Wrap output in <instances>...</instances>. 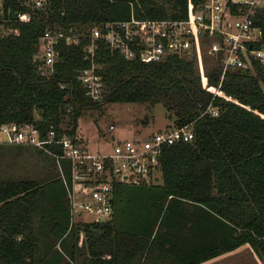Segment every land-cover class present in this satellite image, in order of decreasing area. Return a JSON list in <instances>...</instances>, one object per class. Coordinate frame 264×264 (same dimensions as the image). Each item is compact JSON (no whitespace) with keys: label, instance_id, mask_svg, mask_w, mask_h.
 I'll return each instance as SVG.
<instances>
[{"label":"trees","instance_id":"obj_1","mask_svg":"<svg viewBox=\"0 0 264 264\" xmlns=\"http://www.w3.org/2000/svg\"><path fill=\"white\" fill-rule=\"evenodd\" d=\"M200 0H55L0 37V124L32 122L46 133L77 136L85 107L107 101L161 102L175 125L192 122L194 137L167 143L163 181L113 182L114 213L106 221L74 220L62 170L15 176L10 159L25 143L0 142V264H199L244 243L264 257V62L200 72L194 58H128L100 43L104 94L93 98L79 78L89 64L80 44L60 43L51 73L40 70L39 37L47 28H91L132 14L188 18ZM13 11L28 10L5 0ZM264 45V7L254 16ZM207 49V48H206ZM69 83V85H67ZM218 110L212 113L210 105ZM84 141V140H83ZM32 144V143H27ZM51 148L59 146L49 144ZM60 167V166H59Z\"/></svg>","mask_w":264,"mask_h":264},{"label":"built area","instance_id":"obj_2","mask_svg":"<svg viewBox=\"0 0 264 264\" xmlns=\"http://www.w3.org/2000/svg\"><path fill=\"white\" fill-rule=\"evenodd\" d=\"M54 1L17 0L28 10L13 11L5 6V0H0V37L13 32L11 22L29 21L34 11L50 9ZM263 7L264 0H200L188 18H146L132 14L89 29L47 28L39 37L40 70L43 74L54 70L60 43L80 44L89 64L80 68L79 78L88 95L101 98L104 81L96 61L100 43H107L128 58L139 57L144 61H160L171 55L194 58L207 45L208 51L220 59L222 81L230 68L253 67V56L264 62V45L253 46L261 39L254 16ZM208 109L218 114L211 103ZM114 127L111 123L110 128ZM193 137V123L189 122L158 129L146 139L115 137L110 148L94 149L77 136L59 134L55 123L50 124L45 134L32 122L11 120L0 124V142L32 143L69 162V175L63 170L62 175L74 220L111 219L113 182H162L163 146ZM51 143L59 147L51 148ZM59 166L62 168L61 163Z\"/></svg>","mask_w":264,"mask_h":264},{"label":"rangeland","instance_id":"obj_3","mask_svg":"<svg viewBox=\"0 0 264 264\" xmlns=\"http://www.w3.org/2000/svg\"><path fill=\"white\" fill-rule=\"evenodd\" d=\"M206 48L207 45L194 57L200 72L220 62L219 57ZM175 117L161 102L107 101L99 107L83 108L78 134L91 148H110L115 137L146 139L158 129L175 125ZM111 123L115 125L112 129ZM21 148L22 151L10 159L9 168L15 176H41L47 169L59 172V165L48 152L27 143ZM199 264H264V257L258 255L250 243H244Z\"/></svg>","mask_w":264,"mask_h":264},{"label":"water","instance_id":"obj_4","mask_svg":"<svg viewBox=\"0 0 264 264\" xmlns=\"http://www.w3.org/2000/svg\"><path fill=\"white\" fill-rule=\"evenodd\" d=\"M9 33V32H8ZM67 85H69V83H67Z\"/></svg>","mask_w":264,"mask_h":264},{"label":"crops","instance_id":"obj_5","mask_svg":"<svg viewBox=\"0 0 264 264\" xmlns=\"http://www.w3.org/2000/svg\"><path fill=\"white\" fill-rule=\"evenodd\" d=\"M76 220H79V219H76Z\"/></svg>","mask_w":264,"mask_h":264}]
</instances>
